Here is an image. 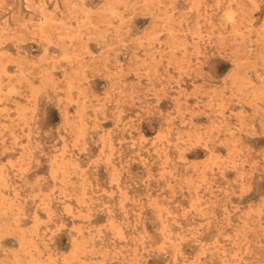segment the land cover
I'll use <instances>...</instances> for the list:
<instances>
[{"label": "rangeland", "instance_id": "374dc122", "mask_svg": "<svg viewBox=\"0 0 264 264\" xmlns=\"http://www.w3.org/2000/svg\"><path fill=\"white\" fill-rule=\"evenodd\" d=\"M0 264H264V0H0Z\"/></svg>", "mask_w": 264, "mask_h": 264}, {"label": "clouds", "instance_id": "9594fccd", "mask_svg": "<svg viewBox=\"0 0 264 264\" xmlns=\"http://www.w3.org/2000/svg\"><path fill=\"white\" fill-rule=\"evenodd\" d=\"M232 16H236L237 17V21L239 22L240 17L238 15V13L230 14L229 19H231ZM84 127L85 126L79 120H77L75 122H70L69 125H68V128L71 131L73 137H75L77 134L80 136V138H81L80 142L81 143L83 141V136L85 134ZM122 143H123V141H122ZM120 154H121V149H119V148H114V149L111 150V152L108 153V161H107V163L109 164V166L114 167L113 161L117 160V158L120 156ZM120 167H121V169H124L125 165L121 164ZM118 175H119V170L117 171V176H116V178L114 179L113 182H116V180L118 179Z\"/></svg>", "mask_w": 264, "mask_h": 264}]
</instances>
